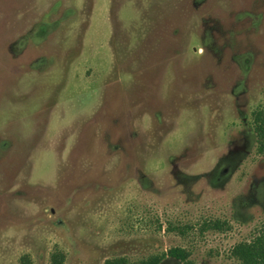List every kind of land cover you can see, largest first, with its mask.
I'll use <instances>...</instances> for the list:
<instances>
[{"label":"rangeland","instance_id":"obj_1","mask_svg":"<svg viewBox=\"0 0 264 264\" xmlns=\"http://www.w3.org/2000/svg\"><path fill=\"white\" fill-rule=\"evenodd\" d=\"M257 106L264 0H0V264H240Z\"/></svg>","mask_w":264,"mask_h":264},{"label":"trees","instance_id":"obj_2","mask_svg":"<svg viewBox=\"0 0 264 264\" xmlns=\"http://www.w3.org/2000/svg\"><path fill=\"white\" fill-rule=\"evenodd\" d=\"M258 146L257 151L264 153V121L259 129H257ZM204 229H222V223L214 220L203 224ZM231 254L237 258L241 264H264V236H255L249 242H238L233 245ZM169 255L178 259L183 264H190L189 252L181 247H170L166 253H156L149 255L137 261H130L126 256H117L106 258L103 264H159L161 260ZM64 254L60 250H56L50 255V264H63ZM22 264H30L27 256L20 258Z\"/></svg>","mask_w":264,"mask_h":264},{"label":"flooded vegetation","instance_id":"obj_3","mask_svg":"<svg viewBox=\"0 0 264 264\" xmlns=\"http://www.w3.org/2000/svg\"><path fill=\"white\" fill-rule=\"evenodd\" d=\"M264 121V108L260 107V106H257L255 108H253L250 112V127H251V130H252V133L254 135V147H255V152L257 154H260V155H264V153H261V152H258L257 151V146H258V136H257V129L260 128V126L262 125V122ZM229 170H230V166L227 165V164H223L219 167L218 169V175H217V179L223 177V176H226L228 173H229ZM222 223V229H224V222H221ZM220 229V230H222ZM258 235H263L262 233H258L257 235L255 236H258ZM253 236L252 239L255 237ZM251 239V240H252ZM251 240H247L246 242H249ZM240 242H244V241H240ZM233 247V246H232ZM232 249V248H231ZM231 253V251H230ZM232 257H234L232 254H231ZM235 258V257H234ZM237 259V258H236ZM178 259H175L174 257H171L169 255H166L159 264H173L174 262H176ZM238 260V259H237ZM239 261V260H238ZM240 262V261H239ZM241 264V263H240Z\"/></svg>","mask_w":264,"mask_h":264}]
</instances>
